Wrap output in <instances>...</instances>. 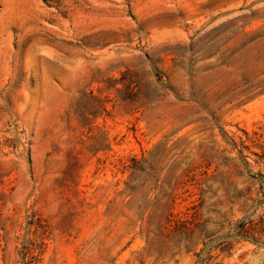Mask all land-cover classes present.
<instances>
[{
	"label": "rangeland",
	"instance_id": "obj_1",
	"mask_svg": "<svg viewBox=\"0 0 264 264\" xmlns=\"http://www.w3.org/2000/svg\"><path fill=\"white\" fill-rule=\"evenodd\" d=\"M259 177L264 0H0V264H264Z\"/></svg>",
	"mask_w": 264,
	"mask_h": 264
},
{
	"label": "trees",
	"instance_id": "obj_2",
	"mask_svg": "<svg viewBox=\"0 0 264 264\" xmlns=\"http://www.w3.org/2000/svg\"><path fill=\"white\" fill-rule=\"evenodd\" d=\"M262 180H264V178L263 179H260V177H259V182H260V184L262 185V187H264V181H262ZM251 222H242L241 224H240V226H239V233H238V236H243V234H246L247 232H248V229H249V224H250Z\"/></svg>",
	"mask_w": 264,
	"mask_h": 264
}]
</instances>
